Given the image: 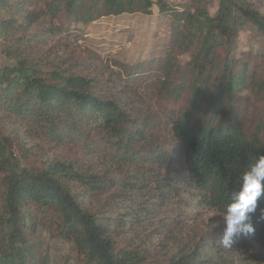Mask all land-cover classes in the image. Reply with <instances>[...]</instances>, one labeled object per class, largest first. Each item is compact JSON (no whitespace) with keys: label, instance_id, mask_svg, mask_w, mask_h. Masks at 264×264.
Wrapping results in <instances>:
<instances>
[{"label":"trees","instance_id":"trees-1","mask_svg":"<svg viewBox=\"0 0 264 264\" xmlns=\"http://www.w3.org/2000/svg\"><path fill=\"white\" fill-rule=\"evenodd\" d=\"M34 1L0 0L1 36L13 37L16 43L13 51H5L8 63L0 66V126L12 127L19 138L23 134L30 138L32 133L59 146L81 145L97 161L131 165L142 173L128 183L81 172L63 162L40 171L21 168L10 157L18 136L4 135L0 129V264H37L33 236L38 226H50L47 222L74 244L79 264H214L221 252L211 245L210 235L201 236L199 242L197 236L195 247L169 245L167 250L174 253L168 258L153 252L158 248L154 237L162 236L159 228L170 218L161 214L173 204L182 207L187 192L192 205L223 214L239 174L264 155V144L239 134L231 123L212 126L217 113L228 111L234 93L251 82L248 66L243 64L234 72L236 60L229 56L238 32L246 26L255 27L264 37V15L253 10L248 0H217L214 15L205 0L172 7L163 0H47L41 12L31 9ZM154 5L175 25L168 55L155 69L157 77L162 74L167 97L176 98L185 90V83H173L175 58L170 53L192 52L191 114L181 113L168 121L171 142L167 145L155 137L158 126L145 107L132 106L136 100L127 99L125 90H104L94 79L65 74L42 55L21 51L26 34L45 14L52 22L63 14L71 23L87 25L123 14L150 15ZM17 32L22 35L15 37ZM219 49L225 50V59ZM251 87L264 95V80ZM203 101L213 117L196 129L192 114ZM98 131L113 139L114 150L106 152L92 141L91 135ZM75 187L81 188L80 193ZM113 189L120 191L106 196ZM92 197H104L94 212L84 205ZM262 209L264 196L251 217L254 234L238 238L231 248L246 243L264 247ZM175 216L181 218L180 213ZM117 230L125 236L123 247L118 245Z\"/></svg>","mask_w":264,"mask_h":264},{"label":"rangeland","instance_id":"rangeland-1","mask_svg":"<svg viewBox=\"0 0 264 264\" xmlns=\"http://www.w3.org/2000/svg\"><path fill=\"white\" fill-rule=\"evenodd\" d=\"M46 1L35 0V6L31 9L37 12L44 11ZM163 1L167 6L172 7L183 5L187 0ZM205 1L210 15H214L217 11L218 1ZM248 1L253 10L264 15V0ZM3 17L4 15L0 13V19ZM174 26L172 19L159 12L156 5L153 6L150 15L123 14L118 17L101 18L87 25L71 23L63 14L52 22L45 14L41 21L26 34L21 51H26L31 55H42L46 60L65 71V74L94 79L103 85L104 90H125L129 94L127 99L132 96L134 100L138 101L131 102L132 106L138 107L141 104L145 107L151 122L158 126L154 130L155 137L162 142L165 141L167 145L171 142L168 121L181 113L191 114L194 88V84L188 80L192 72V52L175 50L173 54L170 53L175 58L176 73L173 83L176 85L185 83V90L180 96L167 97L168 93L163 92L161 84L162 74L160 73V76L157 77L159 74L155 73L156 65L162 64L168 55L171 47L169 39ZM52 28L57 30L50 32ZM20 35H22L21 32H17L15 37ZM14 39L10 36L4 38L0 33V56L2 58L0 65L8 63L5 51L15 49ZM232 50L229 58L236 60L235 68L232 70L237 73L243 64L248 66L249 75L252 77L248 88L235 92L229 100L228 111L217 113L213 119L207 108L208 103L205 102L208 99L206 97V100L200 103V110L192 114V121L196 129L203 122L209 123L212 120H214L212 126L217 125L218 122H229L239 134L264 144V95L261 91H256L255 87H251L253 83L264 80V37L255 27L248 25L238 32ZM218 53L222 58L225 57L224 49H219ZM222 58H220V62ZM133 75H135L134 78ZM0 129L4 135L15 136L14 138L18 136L16 135L18 133L10 126H0ZM20 132L22 133V131ZM104 135L101 131L95 132L91 135L92 141L106 152H111L114 150L113 139H107ZM29 137L25 134L20 138L18 136L10 150V157L21 168L40 171L54 162H63L71 164L81 172L93 171L102 174V177L125 179L128 183L134 182L142 173V169L131 165L122 163L111 165L105 161H97L95 156L84 150L81 145L59 146L50 143L43 137L33 136L32 133L29 134ZM1 182L0 178V204L3 195ZM74 190L79 192L81 188L75 187ZM116 191L120 190H110L106 196ZM103 198L92 197L85 200L84 205L94 212ZM182 199H184L182 207L173 204L167 208L165 213L161 214L162 217L170 218L166 223H163L164 226L159 228L162 236L154 237L158 244V248H152L155 254L168 258L174 253L167 250L169 245L177 246V244L185 245L187 243L195 247L201 236L210 235L208 238L211 245L215 250L220 249L219 252H221L216 254L214 264H264V247L259 244L246 243V246L237 244L232 248L221 246L219 240L223 227L221 224L222 213L192 205L190 192L183 194ZM98 201L101 202L98 204ZM178 213L181 218L175 216ZM47 225L52 226L51 222H47ZM50 226H38L33 236L38 245L37 259L40 260L36 263L79 264L74 244L63 239L57 231H54L53 226ZM116 235H120L117 238L118 245L123 247L126 243L124 234L117 230ZM240 237L242 236L234 237L233 244L237 243ZM202 243L206 244V242ZM199 245L202 247L201 243ZM225 249L228 251L226 255ZM220 257H224L222 261Z\"/></svg>","mask_w":264,"mask_h":264},{"label":"clouds","instance_id":"clouds-1","mask_svg":"<svg viewBox=\"0 0 264 264\" xmlns=\"http://www.w3.org/2000/svg\"><path fill=\"white\" fill-rule=\"evenodd\" d=\"M237 187L229 195L221 218L222 235L219 243L231 248L234 237L254 234L252 214L256 212L258 199L264 196V155H258L246 170L237 177ZM264 219V209L261 210Z\"/></svg>","mask_w":264,"mask_h":264},{"label":"crops","instance_id":"crops-1","mask_svg":"<svg viewBox=\"0 0 264 264\" xmlns=\"http://www.w3.org/2000/svg\"><path fill=\"white\" fill-rule=\"evenodd\" d=\"M1 55V54H0ZM2 62V58H1V56H0V63ZM1 66V65H0Z\"/></svg>","mask_w":264,"mask_h":264}]
</instances>
